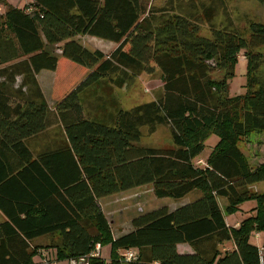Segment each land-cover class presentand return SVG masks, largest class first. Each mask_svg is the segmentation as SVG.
I'll use <instances>...</instances> for the list:
<instances>
[{"label":"trees","instance_id":"trees-1","mask_svg":"<svg viewBox=\"0 0 264 264\" xmlns=\"http://www.w3.org/2000/svg\"><path fill=\"white\" fill-rule=\"evenodd\" d=\"M264 9V0H253ZM206 27L207 34L201 30ZM117 44L108 55L73 40ZM264 23L238 27L225 0H30L0 14V264H34L41 249L80 264H260L252 233L264 234V164L251 167L240 139L264 132ZM56 51H60L57 53ZM240 53L245 92L229 96ZM161 72L163 94L129 110L85 116L80 95L108 81ZM55 74L51 110L36 75ZM223 72L215 79V72ZM116 109V108H115ZM59 124L64 142L37 153L27 140ZM169 128L172 148L138 147L146 128ZM210 136L218 142L205 166L193 163ZM151 185L154 197L199 198L174 211L132 220L113 239L99 200ZM224 201V203H222ZM254 202L253 215L229 228ZM39 237L43 246L33 245ZM225 243L232 249L220 251ZM109 246V262L90 253ZM178 244L192 254H179ZM264 247V242H263ZM137 251L131 262L121 251Z\"/></svg>","mask_w":264,"mask_h":264},{"label":"rangeland","instance_id":"rangeland-1","mask_svg":"<svg viewBox=\"0 0 264 264\" xmlns=\"http://www.w3.org/2000/svg\"><path fill=\"white\" fill-rule=\"evenodd\" d=\"M228 12L230 13L234 23L243 28L246 26V20L264 23V9H262L253 0H225ZM13 6H23L27 4V0H0V14L4 12L5 5ZM28 8V5H25ZM204 26L202 32L206 35L207 29ZM84 44V47L90 51L95 50L97 47L101 49L104 53L108 52V47L102 46L101 44H96L88 38L79 39ZM97 46V47H95ZM264 54V47L260 49ZM261 76H264V65L261 67ZM215 79H221L223 77V72H215L213 74ZM55 78V77H54ZM50 75L49 78L44 76L41 81V87L46 94V100L49 106L54 109V102L51 98L50 87L53 82H51ZM125 82L120 87H116L110 84L108 81H103L102 84L93 85L92 87L86 89L81 95V100L83 106L85 107V116H92L96 114L98 117H106L108 114H113L114 110H129L135 106L148 103L151 101H157L161 98L163 94L161 72L156 69L153 74H140L132 80L125 79ZM228 83V93L229 96L242 95L245 92L246 83V61L243 58V53L238 56L237 63L234 69V76L227 81ZM116 108V109H115ZM142 136L140 138L138 147L144 148H156V149H170L172 148V142L170 138L169 128L167 126H158L156 131L149 135L146 128L141 129ZM63 131L60 127H52L42 133L32 140L27 142V145L32 149L33 153H37L43 148L41 145L42 140L47 137L59 138L63 137ZM218 142V138L215 136H210L204 143V150L200 156L193 162L196 166L204 167L206 159L209 153L212 151L213 147ZM238 149L242 152L249 165L253 168L264 164V132H253L250 135L240 139L237 143ZM257 191L264 190V184H259L257 187L253 188ZM139 190L138 192H136ZM134 193L128 194V197H122L121 194L115 195L118 198L113 197L105 202L104 211L107 218L110 220L115 215H119L120 223L123 221H128L131 217L139 214V210L142 212L158 209L163 206L174 204L178 200H173L170 198L158 199L154 197L151 185H144L131 189ZM128 192V191H127ZM194 194H199L194 192L189 194V197ZM141 198V199H139ZM114 199H117L116 201ZM111 200V202H110ZM103 202V203H104ZM117 204H121L119 208H115ZM224 203V201H222ZM116 205V206H115ZM255 206L249 204L244 207V210L250 213L253 212ZM254 213H252L253 215ZM116 223V222H115ZM116 223L115 226L120 225ZM124 223V222H123ZM114 227V226H113ZM48 241V240H47ZM44 242V241H43ZM42 242V243H43ZM249 242L257 244L258 240L250 236ZM39 244L34 242L33 245ZM260 244H257V246ZM262 247V256L264 258V249ZM46 252V250H45ZM47 253V252H46ZM50 257V253H48ZM39 258H35L33 262L37 261ZM58 264H66L64 261L58 262ZM75 264V263H73Z\"/></svg>","mask_w":264,"mask_h":264},{"label":"crops","instance_id":"crops-1","mask_svg":"<svg viewBox=\"0 0 264 264\" xmlns=\"http://www.w3.org/2000/svg\"><path fill=\"white\" fill-rule=\"evenodd\" d=\"M29 2H30V0H27V4H25V5H28L29 4ZM25 5H23V6H13V5H11V6H13V7H16V8H23V7H25ZM83 38H88V39H90L91 41H94L96 44H101L102 46H106V47H108L107 49H108V52L107 53H104L101 49H99L97 46H95V47H97L95 50H98V51H100L101 53H103L104 55H108L109 53H111L116 47H117V44H115V43H113V42H110V41H106V40H103V39H100V38H96V37H91V36H76L75 38H73V40L75 41V42H77L79 45H81L84 49H87L86 47H84V44H83V42L82 41H79V39H83ZM87 50H89V49H87ZM90 51V50H89ZM94 51V50H93ZM57 53H59L60 51H56ZM49 75H50V78H52L51 79V82H53L54 81V76H55V74H54V72H52V71H47V70H42V71H40L37 75H36V79H37V82H38V84H39V87H40V89H41V92H42V95H43V97H44V99L46 100V94H44V92H43V90H42V87H41V79L44 77V76H46V78H49ZM52 86H53V84H51V87H50V92L48 93V94H50L51 92H52ZM46 102H47V100H46ZM54 102V101H53ZM47 104H48V102H47ZM48 106H49V104H48ZM54 106V105H53ZM49 108L50 109H52L50 106H49ZM56 126H58V127H60L59 126V124H56V125H53L52 127L54 128V127H56ZM52 127H49L48 129H50V128H52ZM61 128V127H60ZM47 129V130H48ZM62 129V128H61ZM46 130V131H47ZM46 131H45V133H46ZM34 138V137H33ZM33 138H30V139H28L27 140V142L29 141V140H32ZM64 136L61 138V137H59V138H52V137H47L46 139H44V140H42V143H41V145L43 146V148H45L46 146H49V145H52V144H55V143H57V144H60L61 142H64ZM26 142V143H27ZM30 148V147H29ZM42 148V149H43ZM31 149V148H30ZM32 150V149H31ZM40 151V150H39ZM139 190H137L136 192H138ZM195 192V191H194ZM194 192H192V193H194ZM130 193H134L133 191H129L128 190V192L127 191H125V192H122V193H120L121 195H122V197H128L129 195L128 194H130ZM191 194V193H190ZM118 196V195H117ZM199 196H200V194H194L192 197L190 196L189 197V195H187L185 198H183V199H180V200H178L177 202H175L174 204H170V205H167V206H163V207H160V208H167V210L168 211H174V210H176V209H178V208H180V207H183V206H185V205H187V204H189V203H191V202H193L194 200H196L197 198H199ZM113 197H115V198H118V197H116L115 195H113V196H109V197H106V198H103V199H100L99 200V205H100V207H101V210H102V212H103V214H104V216H105V218H106V220H107V222H108V224H109V227H110V230H111V234H112V237H113V239H117V238H119L120 236H122V235H125V234H127V233H129V232H131L133 229H132V225H131V222H132V220H134L135 218H137L138 216H140V215H143V214H145V213H148V212H150V211H153V210H150V211H145V212H142V210L140 209L139 210V214H137V215H135V216H133V217H131L128 221H123L122 220V223H120V220H119V215H115L114 217H112L110 220L107 218V215H106V213H105V211H104V204H105V202L107 201V200H109V199H113ZM111 199V200H112ZM139 199H141V198H139ZM111 200H110V202H111ZM115 201L117 200V199H114ZM105 201V202H104ZM104 202V203H103ZM249 204H253L254 206H255V203L254 202H246V203H243L242 205H240L239 207H238V211L235 213V214H233V215H225L224 216V220H225V223H226V225L229 227V228H237L238 227V225L240 224V222L242 221V220H244V219H246L247 217H250L251 215H252V213H250V209H248V211H246V210H244V207L245 206H247V205H249ZM116 205H118V206H116ZM116 207L115 208H119V207H121V206H119V205H121V204H117L116 203ZM159 209V208H158ZM154 210H157V209H154ZM4 220V217L2 216V214L0 213V221H3ZM118 224V223H120V225H118V226H115V224L116 223ZM124 222V223H123ZM114 226V227H113ZM251 236H253L254 237V239H257L258 240V243L257 244H260V245H258L257 246V244H254V243H251L252 245H254V246H257L258 248H260L262 245H263V242H264V234L263 233H252V235ZM47 239L48 238H46V237H39V238H36V239H34L33 241H32V244L34 243V242H38L39 244H35V245H38V246H43L44 244H46V242H47ZM44 241V242H43ZM43 242V243H42ZM232 244L231 243H225L224 245H223V248H222V245H221V247H220V251H221V253H222V251H228V250H231L232 249ZM176 250H177V252L179 253V254H192L193 253V250H192V248L189 246V245H187V244H178L177 246H176ZM46 252L47 253H50V255H52V257H54V251L53 250H46ZM45 252V250L44 249H41L40 251H39V253H38V255L35 257V258H39V259H37V261H35V263L34 264H38L39 262H40V257H41V255H42V253H46ZM126 251H121V254L123 255L124 253H125ZM134 253H135V256L137 255V251H133ZM109 255H110V248H109V246H104V247H100V250H99V257L105 262V263H108L109 262V260H110V258H109ZM34 258V259H35ZM33 259V260H34ZM52 259H54V258H52ZM66 264H73V263H75L76 264V262H74V261H64ZM79 263L80 264H82V262L81 261H79ZM55 264H58V263H56L55 262Z\"/></svg>","mask_w":264,"mask_h":264},{"label":"built area","instance_id":"built-area-1","mask_svg":"<svg viewBox=\"0 0 264 264\" xmlns=\"http://www.w3.org/2000/svg\"><path fill=\"white\" fill-rule=\"evenodd\" d=\"M263 249H264V247H263ZM99 250H100V245L96 244L94 247V250L90 253L89 256L98 257L99 256ZM134 257H135V253L131 250L126 251L123 254V259L127 263L131 262ZM259 260H260V264H264V258L262 256V247L259 248ZM79 261H81L82 264H86L84 258H81ZM38 264H55V260L52 259V257H50L48 253H42V255L40 257V262ZM152 264H159V263L154 262Z\"/></svg>","mask_w":264,"mask_h":264}]
</instances>
